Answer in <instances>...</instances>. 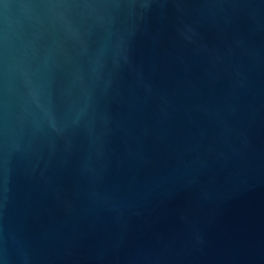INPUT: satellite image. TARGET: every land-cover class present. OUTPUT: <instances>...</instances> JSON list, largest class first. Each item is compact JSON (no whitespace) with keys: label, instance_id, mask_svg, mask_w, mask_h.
I'll return each instance as SVG.
<instances>
[{"label":"water","instance_id":"95a60500","mask_svg":"<svg viewBox=\"0 0 264 264\" xmlns=\"http://www.w3.org/2000/svg\"><path fill=\"white\" fill-rule=\"evenodd\" d=\"M0 264H264V0H0Z\"/></svg>","mask_w":264,"mask_h":264}]
</instances>
